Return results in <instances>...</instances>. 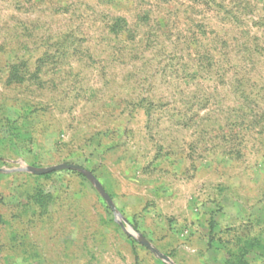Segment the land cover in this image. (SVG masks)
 Listing matches in <instances>:
<instances>
[{
	"label": "rangeland",
	"instance_id": "1",
	"mask_svg": "<svg viewBox=\"0 0 264 264\" xmlns=\"http://www.w3.org/2000/svg\"><path fill=\"white\" fill-rule=\"evenodd\" d=\"M135 6L0 0V264H170L85 173L24 165L91 171L174 264H208L210 248L235 263L244 219L264 215V0H243L230 22L207 14L228 30L229 56L200 32L186 40L181 16L177 46L161 35L144 61L108 32ZM33 179L55 195L47 213L34 210Z\"/></svg>",
	"mask_w": 264,
	"mask_h": 264
},
{
	"label": "trees",
	"instance_id": "2",
	"mask_svg": "<svg viewBox=\"0 0 264 264\" xmlns=\"http://www.w3.org/2000/svg\"><path fill=\"white\" fill-rule=\"evenodd\" d=\"M130 2L134 1L136 6L134 8V15L128 17L126 15H116L113 17L112 22L108 25V32L116 35H125V41L129 42L130 57L132 61H144L145 57L152 58L157 55L156 52L152 56L146 53L153 51L156 46L157 40L161 35L175 36V45L181 37L174 32L175 25L180 23L181 16H184L185 21L189 23V34L184 35V38L191 40L192 37L198 36L200 33L211 40L215 48L224 56H229L233 53L234 49L229 40L228 30L222 27L219 33L208 25L207 19L209 11H216V17L221 22L238 18V14H243L242 9L239 7L243 0H109ZM176 3V7H173ZM177 3L182 7H178ZM239 3V4H238ZM203 7L204 10H196V7ZM175 10V11H174ZM172 14V15H171ZM199 14L203 17L198 18ZM166 16L167 19L166 20ZM197 17V18H196ZM233 18V19H232ZM195 26V30L192 27ZM211 28V30H209ZM193 31V32H192ZM200 32V33H199ZM177 35V36H176ZM175 57V56H174ZM173 57V58H174Z\"/></svg>",
	"mask_w": 264,
	"mask_h": 264
},
{
	"label": "crops",
	"instance_id": "3",
	"mask_svg": "<svg viewBox=\"0 0 264 264\" xmlns=\"http://www.w3.org/2000/svg\"><path fill=\"white\" fill-rule=\"evenodd\" d=\"M14 162L18 163L19 161L16 160ZM44 174H35V175L44 176ZM13 178H15L14 184H17L19 178L17 177H13ZM28 180L29 179L27 177L24 183L23 182L19 183L21 186V187L19 186V189H21V192L19 193H22L20 197L26 194V189L25 186L23 185ZM34 180H36L35 183L31 185L32 189L37 188L35 189L36 193L33 194V198L36 197L35 201L37 204L34 210L36 213L37 212L41 214L47 213L50 211V207L52 204L51 202L55 198V195L52 191L46 189L45 185H41V183H39L40 181L37 183V179H33V181ZM45 219H47V217ZM45 224H48V222L46 221ZM241 232L245 235L247 234V236L238 239L237 254L234 257L235 258L234 260L236 261L235 263L232 262L229 263L228 261L229 256L227 255L223 254L222 257H220L215 253L211 254L212 249L210 248V250L207 251V253L209 252L207 258L209 262L208 264H214V261H218L219 259L220 261L222 260L223 264H264V215H259V213L251 211L248 217H246V219H244L243 221ZM231 244L232 243H230L229 241L223 240L221 242V247L223 246L224 248L226 247L228 249L230 248L229 246H232Z\"/></svg>",
	"mask_w": 264,
	"mask_h": 264
},
{
	"label": "water",
	"instance_id": "4",
	"mask_svg": "<svg viewBox=\"0 0 264 264\" xmlns=\"http://www.w3.org/2000/svg\"><path fill=\"white\" fill-rule=\"evenodd\" d=\"M61 169H76V170H79V171H82L83 173H85L88 176V178L93 182L95 187L99 190V192L102 194V196L105 198V200L109 204L110 208L113 210V212L116 216V219L121 223L122 227L130 235L139 239L142 242V244L147 246L153 253H155L156 255H158L159 257L164 259L165 261L169 262L170 264H174V262L172 261L170 256L162 253L152 242H150L148 239H146L144 236H142L133 226H131V225L126 226L123 223V216L121 215L117 206L113 202L112 197L109 195V193L106 191L104 186L101 184V182L98 180V178L91 171H88V170L82 168L81 166L76 165V164H72V163H60L57 165L47 166V167H34L31 165H24V166L18 168V170L33 172L35 174H44L47 172H51V171H55V170H61Z\"/></svg>",
	"mask_w": 264,
	"mask_h": 264
}]
</instances>
